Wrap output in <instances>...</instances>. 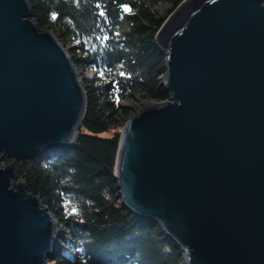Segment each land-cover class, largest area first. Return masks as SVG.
Returning a JSON list of instances; mask_svg holds the SVG:
<instances>
[{
    "label": "water",
    "instance_id": "obj_1",
    "mask_svg": "<svg viewBox=\"0 0 264 264\" xmlns=\"http://www.w3.org/2000/svg\"><path fill=\"white\" fill-rule=\"evenodd\" d=\"M156 39L171 97L123 125L120 203L158 223L182 264H264V0H184ZM88 78L30 0H0V264H49L66 250L15 163L75 142Z\"/></svg>",
    "mask_w": 264,
    "mask_h": 264
},
{
    "label": "trees",
    "instance_id": "obj_2",
    "mask_svg": "<svg viewBox=\"0 0 264 264\" xmlns=\"http://www.w3.org/2000/svg\"><path fill=\"white\" fill-rule=\"evenodd\" d=\"M183 1L30 0L38 26L59 37L81 73L94 72L84 81L87 105L75 142L48 159L15 163L18 181L42 198L71 237L73 255L60 249L55 264L184 260L158 223L134 219L120 203L115 176L122 125L132 111L123 102L137 95L154 102L170 100L162 85L165 54L156 35ZM2 162L13 163L7 157Z\"/></svg>",
    "mask_w": 264,
    "mask_h": 264
},
{
    "label": "rangeland",
    "instance_id": "obj_3",
    "mask_svg": "<svg viewBox=\"0 0 264 264\" xmlns=\"http://www.w3.org/2000/svg\"><path fill=\"white\" fill-rule=\"evenodd\" d=\"M179 7V6H178ZM177 7V8H178ZM177 8L171 13V14H173L176 10H177ZM162 12H164L165 10H166V7L164 6V7H160L159 8ZM170 14V15H171ZM169 15V16H170ZM169 18V17H168ZM167 18V19H168ZM80 70V69H79ZM81 71V70H80ZM81 75H83V76H88L89 78H91L93 75H94V72H84L83 71V73H81ZM88 78V79H89ZM154 101H151V100H144V99H142L141 97H139L138 95L136 96V97H134V98H128V99H126L123 103L125 104V105H127V106H129L131 109H132V111H131V114L132 113H134L135 112V110H137L141 105H143V104H149V103H153ZM127 120V119H126ZM126 120L123 122V125H124V123L126 122ZM123 125H122V130H123ZM122 130H121V132H122ZM114 133V131L112 130L110 133H109V135H112ZM63 230H64V232H60L62 235L64 234L65 235V238L66 239H63V238H59V242H60V244H62V246H64V247H66V250H64V251H68L69 253H73L74 252V249L71 247V245H70V242H71V237H70V235L68 234V231L66 230V228L63 226ZM168 241V240H167ZM60 249V248H59ZM67 252V253H68ZM55 259H53V260H50L49 261V264H55L54 261Z\"/></svg>",
    "mask_w": 264,
    "mask_h": 264
},
{
    "label": "bare ground",
    "instance_id": "obj_4",
    "mask_svg": "<svg viewBox=\"0 0 264 264\" xmlns=\"http://www.w3.org/2000/svg\"><path fill=\"white\" fill-rule=\"evenodd\" d=\"M58 153H55L54 155H57ZM133 218H134V216H133ZM134 219H140V218H134ZM142 219H144V218H142ZM145 220H147V219H145ZM151 221V220H150ZM60 250V249H59ZM58 250V251H59ZM61 250H63V249H61Z\"/></svg>",
    "mask_w": 264,
    "mask_h": 264
},
{
    "label": "snow or ice",
    "instance_id": "obj_5",
    "mask_svg": "<svg viewBox=\"0 0 264 264\" xmlns=\"http://www.w3.org/2000/svg\"><path fill=\"white\" fill-rule=\"evenodd\" d=\"M126 11H130L129 9H125ZM54 18V17H53Z\"/></svg>",
    "mask_w": 264,
    "mask_h": 264
}]
</instances>
